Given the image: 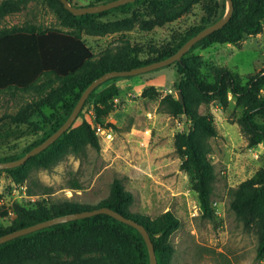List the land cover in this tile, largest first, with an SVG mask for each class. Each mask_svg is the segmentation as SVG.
Segmentation results:
<instances>
[{"label": "trees", "instance_id": "obj_1", "mask_svg": "<svg viewBox=\"0 0 264 264\" xmlns=\"http://www.w3.org/2000/svg\"><path fill=\"white\" fill-rule=\"evenodd\" d=\"M47 1L57 14L59 26L41 28L26 24L0 28V93L36 91L39 94L34 107L23 106L15 115H10L13 123L27 124L37 137L19 151L0 154V161L24 156L54 133L73 112L83 91L95 78L110 70L131 69L172 55L227 10L226 0L215 4H208L206 0H133L100 12L77 15L61 0ZM108 1L93 0L87 5ZM233 2L230 20L173 63L179 73L177 85L183 91L186 108L173 93L166 94L161 100L172 114L184 115L186 112L189 115L192 126L190 130L186 127L177 131L175 147L181 156V167L189 175L192 189L198 195L202 216L214 221L217 219L213 202L217 174L211 157L210 138L218 133V129L214 114L201 107L211 101L227 107L234 99L241 107L237 121L248 144L255 146L264 142V67L244 79L229 67L216 66L214 78L210 79L203 74L198 56L190 55L197 47L215 42L239 43L246 35L263 31L264 0ZM199 3H204L206 10L201 20L185 30L171 46L154 49L148 59L140 57V46L129 41L97 53L83 36L85 31H115L122 22L143 10L150 16L143 18L141 25L144 29H152L183 17ZM21 7L19 0H0V24ZM110 15L118 19L109 18ZM115 78L93 90L78 118L56 141L27 162L0 169V174L5 171L11 182L22 184L33 168H52L71 152L85 153L89 145L100 150L102 139L96 125H104L105 118L114 110L113 98L121 89ZM90 107L94 110L95 122L86 115ZM33 109L41 113L40 120L31 118ZM3 196L0 191V198ZM134 199V193L126 188L122 178L116 177L110 195L98 204L72 199L17 201L13 205L14 216L8 218L7 223L0 220V235L54 216L109 206L144 224L154 241L158 264H171L175 252L171 237L181 227V218L172 210L157 216L135 212L132 210ZM231 207L246 227L256 228L259 236L257 257L263 259L264 165L233 190ZM2 212L7 214L6 210ZM0 264H151V261L147 242L137 227L111 214L97 213L45 226L0 243Z\"/></svg>", "mask_w": 264, "mask_h": 264}, {"label": "rangeland", "instance_id": "obj_2", "mask_svg": "<svg viewBox=\"0 0 264 264\" xmlns=\"http://www.w3.org/2000/svg\"><path fill=\"white\" fill-rule=\"evenodd\" d=\"M19 1L21 9L6 16L0 28L60 25L47 0ZM71 1L87 5L93 0ZM216 1L222 2L206 0V3L215 4ZM205 12L204 3H199L190 13L173 22L144 29L141 20L150 14L143 10L122 22L115 31H85L83 36L97 53L129 41L140 46V57L148 59L154 49L171 46L185 30L198 23ZM108 17L118 19L113 15ZM190 55L198 56L203 74L210 79L214 78L216 66L229 67L246 79L264 67V28L259 34L246 35L239 43L215 42L195 48ZM178 79L174 64L132 77H116L114 81L121 89L113 98L114 110L105 118V124H100L102 148L98 150L89 145L85 153L71 152L52 168H33L25 188L14 189L8 173L1 172L0 191L7 202L23 198L20 202L28 203L45 198L98 204L110 195L113 180L120 177L126 188L134 193L133 211L157 216L172 210L181 218V227L171 237L175 246L171 264H264V258L257 257L259 236L256 228L246 227L231 207L233 190L264 165V142L255 146L248 144L237 121L241 107L234 99L227 107L217 101L201 107L214 114L218 129L210 138L217 174L213 194L217 219L204 218L198 195L181 167V156L175 147V134L186 127L189 129L188 122L183 115H174L161 104L168 93L177 97ZM38 99L36 91L0 93V154L19 151L37 137L27 124L13 123L10 115H15L23 106L34 107ZM86 115L95 122L92 107ZM30 116L40 120L41 113L33 109ZM26 187L29 196L25 195ZM2 211L0 207V220L7 223L14 215L8 216Z\"/></svg>", "mask_w": 264, "mask_h": 264}, {"label": "water", "instance_id": "obj_3", "mask_svg": "<svg viewBox=\"0 0 264 264\" xmlns=\"http://www.w3.org/2000/svg\"><path fill=\"white\" fill-rule=\"evenodd\" d=\"M61 1L64 3L65 7L69 9L71 12H73L74 14L80 15V14H86V13L100 12V11L110 9L112 7L119 6L121 4L130 2L133 0H110L108 2H100V3H96L92 5H84V6L75 5L70 0H61ZM227 1H228V8L225 14L221 18L209 24L208 26L200 30L197 34L189 38L178 49V51H176L172 55L166 58H163V59L153 61L148 64H144L142 66L133 67L131 69L110 70V71L103 73L99 77L95 78L83 91L73 112L70 114L67 120L54 133H52L48 138H46L40 144L36 145L31 150H29L24 156L17 158V159H13V160L0 161V169L21 165L27 162V160L30 157L41 152L42 150L47 148L49 145H51L54 141H56L64 132H66L72 126V124L78 118L80 111L82 110L86 100L88 99L90 94L93 92V90L96 89L101 84H103L105 81L109 80L110 78L117 77V76H127V75H135V74L143 73L146 71H150L153 69H157L163 66L173 64L177 60H180L184 56V54L188 52L198 41H200L201 39H203L210 33L214 32L215 30L223 27L230 20L232 12L234 10V2L233 0H227ZM177 98L184 105V108H186L184 94L181 89L177 90ZM183 118L185 122H188L189 130H190L191 122L189 120L188 113L185 112L183 115ZM97 213L111 214L114 217L118 218L119 220L137 227L141 231V233L143 234L147 242L151 264H158L155 244L146 226L136 221L135 219L127 217L126 215L122 214L121 212L109 206H101V207L94 208L92 210H84L80 212L67 213V214L58 215V216H54L46 220L39 221L37 223H34L31 225L25 226L23 228H19L14 231H10V232L0 235V243L10 240L12 238H15L17 236L32 232L34 230L43 228L45 226H49L55 223L77 219V218H81V217H85V216H89V215H93Z\"/></svg>", "mask_w": 264, "mask_h": 264}, {"label": "built area", "instance_id": "obj_4", "mask_svg": "<svg viewBox=\"0 0 264 264\" xmlns=\"http://www.w3.org/2000/svg\"><path fill=\"white\" fill-rule=\"evenodd\" d=\"M96 127H97V131H98V133L100 132V130L102 129V126L100 125V124H97L96 125ZM13 185H15V187H14V189L16 188V187H18V186H20V187H22V188H25L24 186H26L25 185V183H22V184H19V185H17L16 183H14ZM25 195L26 196H29L28 195V193H27V187H26V189H25ZM23 197V196H22ZM33 199H35L34 197H32ZM21 199H23V198H21ZM21 199H15L14 201L16 202V201H21ZM14 202V203H15ZM13 202H11V203H8L7 202V200H6V196H3L2 198H0V207L2 208V210H6L7 211V215L8 216H11V215H14L15 214V211H14V209H13V205H14V203L12 204Z\"/></svg>", "mask_w": 264, "mask_h": 264}]
</instances>
